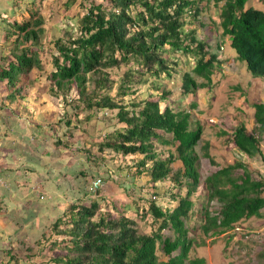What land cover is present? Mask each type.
<instances>
[{
  "label": "trees",
  "instance_id": "16d2710c",
  "mask_svg": "<svg viewBox=\"0 0 264 264\" xmlns=\"http://www.w3.org/2000/svg\"><path fill=\"white\" fill-rule=\"evenodd\" d=\"M201 1L105 0L95 3L94 0H78L79 7L84 11L81 15L73 13L76 15L73 24L60 19L63 17L59 12L62 6L69 9L75 0H63L62 5L52 0L49 11L53 16H49L48 20L40 13L41 5L29 8V18L20 21H9L8 15L2 14L0 30L5 36L6 33L13 34L14 41L8 48L0 43V135L9 137L8 131L17 125L20 109L28 108V105H21L17 97L29 83V72L42 67L48 56L40 57L35 45L41 35H45L46 27L63 22L66 27L64 34L54 41L52 51L47 49L49 56L46 63L50 66L43 65L48 71L45 77L50 78L55 88L49 96L59 106L53 118L56 128H50L57 135L55 138L41 135L46 140L41 142L39 138L37 147L39 151L45 149V157L58 156L60 148L70 150V153L63 156L60 162L53 163L41 157V164L39 158L28 156L26 159L23 154L24 164L19 165L18 171L11 172L15 171L14 161L0 168V183L4 181V185H0V220L5 223L12 217L10 210L15 198L22 200L19 199L21 194L16 192L19 182L14 181L16 173L23 174L31 186L39 187L41 193L49 183H53L56 192L65 195L71 181L81 180L79 184L76 181L81 195L73 198L67 210L56 217L48 229L38 232L39 227L33 226L38 221H33L32 216L30 226L33 229L30 228L32 233L28 234L27 241L19 238L14 241L22 245L30 244L22 254L15 247L0 250H4L1 254L7 258L8 264L19 263L18 254L26 259L27 264L33 263V257L38 258L35 264H204V257L190 256L192 247L201 245L203 241L196 236V230L203 235L210 232L218 234L233 229L244 218L261 216L264 180L253 178L246 163L238 158L231 163L219 164L218 170L203 179L208 201L218 203L217 210L210 212L205 208L203 221L191 224L192 197L202 182L195 166L198 156L194 147L201 139L204 131L202 124L205 123L185 108L171 109L164 105L160 109L167 92H160L159 85L153 80L151 86L154 92H160V96L149 92L143 99L136 97L137 91L145 84V75L156 78L164 73L165 77H171L176 61L164 56V53L178 51L196 58L192 65H188L189 71L181 76L184 95L194 93L198 87L211 89L216 82L213 81L214 70L228 65L226 59H217V45L210 46L207 41L196 39L193 31H184V24L190 21L186 12L196 18L203 10L199 6ZM213 1L214 7L219 9L221 37H228L239 60L245 62L246 84L255 88L254 79L264 80V10L247 5L248 0ZM13 12L14 9H11L9 14ZM66 18L72 19V15ZM12 27L17 34L11 31ZM129 62L144 71H134L133 68L127 71L113 96L104 91L97 92L104 88L108 91L112 89L113 81L109 80L104 68ZM198 78L202 81H197ZM88 82L93 87L88 88ZM240 85L242 87V83ZM235 88L240 89V86ZM128 94L134 99L127 102L125 96ZM189 106L196 107L195 101ZM250 106L254 125L249 131L243 123L236 122L232 145L245 158L264 161L261 145H264V102L254 101ZM35 116L40 120L34 121V125L26 130L28 133L35 130L42 133L49 121L39 113ZM89 135L95 139L88 145L91 140ZM52 138L60 148L48 149ZM26 139L29 140L28 137ZM152 139L167 147L174 146V151L168 149L167 156L161 159ZM15 142L17 144V140ZM209 148V141L204 140L201 145L203 155L216 165ZM135 153L143 154L141 159L132 164L131 160L127 162L125 156ZM71 155L75 159L69 165ZM0 162L4 163V159ZM174 163L177 167L172 173L170 165ZM113 166L116 170L111 171L119 174L120 179L115 178L116 175L112 177L109 168ZM132 167L135 171L129 176L128 169ZM99 168L103 173H98ZM236 172L237 175H233ZM135 173L137 176L142 173L148 176L153 184L165 179L172 182L169 189L164 190L176 201L172 209L163 210L155 201L158 192H152L147 213L157 226L149 234L138 231L135 222L125 215L131 206L126 201V194L120 197L112 194L119 202L112 208L121 211V215L114 217L112 213L102 211L97 214L100 203L95 196L105 198L110 195L108 190L115 189L111 180L122 184L128 179L133 180ZM88 177L91 180L84 189L82 183H86ZM95 180L99 183L94 187ZM174 187L177 190L173 192ZM105 201L108 202L106 198ZM43 220L46 219L43 217ZM18 224L27 225L22 221ZM164 229H170L172 235H163L161 231ZM7 238L9 235L2 230L0 241ZM158 246L167 259L158 257ZM35 247L40 248L34 255Z\"/></svg>",
  "mask_w": 264,
  "mask_h": 264
},
{
  "label": "rangeland",
  "instance_id": "374dc122",
  "mask_svg": "<svg viewBox=\"0 0 264 264\" xmlns=\"http://www.w3.org/2000/svg\"><path fill=\"white\" fill-rule=\"evenodd\" d=\"M33 1L34 2L32 3L29 0H4L5 4L2 12L8 15L7 20L20 21L21 19L29 18V8L34 7L35 5H41L42 9H40V13L46 20L53 16L51 11H49L53 4L52 0ZM94 1L95 3H98L105 0ZM205 1L207 0H202L199 3V6L203 7V10L196 18L191 17L190 14L186 12L188 20L190 21L184 24V31L186 33L193 31L196 39L207 41L210 46L217 45L218 50L216 53L219 54V56L222 54L221 58H225L228 62V65L221 66L222 68H216L214 70L213 81L216 82L213 83L211 89L198 87L194 93L184 95L182 93L183 88L181 76L183 72L189 71L188 65H192L196 58L192 54L184 55L178 51H170L164 53V56L170 57V59L176 61L171 77H165L164 73H162L160 77L156 78H153L152 75H145V84L142 86L143 88H140L141 85L138 84L140 89L137 91L136 95L137 98L143 99L149 94V92L153 93L157 97L160 96L161 91L167 92V96H164L165 98L162 99V102L160 103V109L163 108L164 105H168L171 109H176L177 107L185 108L191 115L195 114V116L205 123L202 124L204 131L201 139L194 147L195 153L198 156V159L195 161V166L200 173V179L202 182L200 187H198V192L192 197L194 206L192 209V217L190 218L191 224H198L203 221V210L205 208L210 212L217 210L218 203L215 201H208V192L206 190V186L202 183L206 176L220 168L218 166L219 164L231 163L235 159L241 158L244 163H246L247 168L251 170L253 178H261L264 180V161H261V159L252 160L245 158L242 154L241 156L237 148L232 145V131L234 130L236 122L243 123L249 131L253 127L254 120L252 118V108L250 105L254 101L264 102V89L261 86V84L264 83H258L259 86L256 88H249V86H247L245 76L240 72L243 70L241 68V64L236 62V60L231 59L232 55L235 56V51L229 45L230 40L228 37H225V39L224 37H221L222 29L219 26V9L218 7H214L215 5L213 0L206 3ZM57 2L61 5L63 4V0H57ZM73 3L70 5L69 9H65L63 6L61 7L59 14L60 16L62 15L63 18L60 19H64V22L73 24L76 19L75 14L78 13L81 15L84 11L82 7H79L80 5L78 4V0L77 2L75 0ZM247 5H253L258 9L264 10V0H248ZM11 9H14V14H9ZM74 12L75 14H73ZM68 15H72V19L66 18ZM1 20L2 18L0 21ZM65 28V23L63 22L55 24L54 27L45 28V35H41L39 43L35 45L36 49H39L40 57H43L44 55L49 56V51H47V49H50L51 51L53 50V46H55L54 41L64 34ZM11 31L14 34L18 33L13 27L11 28ZM221 38L223 40L222 42H219ZM13 41V34L8 35L6 33L5 36V34L3 35V31L0 30V43H4L3 45L5 48L10 47ZM224 43L226 44L224 45ZM220 46H225L222 53H220ZM47 57L45 62L41 64L42 67L33 68L29 72V77L27 78L29 83L26 84L24 90L20 92L17 97V101L21 105H28V108L26 110L20 109V115L16 118L17 125H14L10 129L11 131H8L9 137L5 138L0 135V160L2 158L4 159V163L0 162V168H4L5 164L12 163L14 161L13 163L15 164L13 166L15 167V171L10 170L11 172L18 171L19 165L21 166L24 164V158L22 157L23 154L26 159H28V156L39 158V162L41 164L42 158L45 159L44 161L49 160L51 162H60L63 160V156L70 153V150L60 148V145L56 144L54 138L57 134L55 131L50 129L51 127L56 128V122L53 118L57 115L59 106H56L54 104L55 100L51 99L49 96L53 93L52 91H54L55 88L50 78L48 76L45 77V74L48 71L46 68H43V65L47 67L50 66L49 63H46ZM49 60L50 57L48 58V61ZM169 64L171 65L172 63L170 62ZM131 68H133L134 71L137 69L144 71L132 62L104 68L103 71L107 73L109 80L113 81L112 89L108 91L104 88L97 92L104 91V93H109L113 96L116 93L118 83L121 81L124 74ZM152 80L159 85L160 92H154L153 87L151 86ZM197 81H202V79L198 78ZM240 83H242L243 89ZM87 85L88 88H91L92 86L91 82H88ZM238 85L240 86V89L235 88ZM254 85L256 86L255 81ZM247 97H249V99H247ZM125 99L128 102L133 100L134 96L128 94L125 96ZM193 101H195L196 107L191 108L189 104ZM14 104L16 105V101ZM36 113L43 116L42 118L46 117L45 119L49 121L42 133L37 130L28 133L26 130L34 125V121L40 120L37 116H35ZM83 127H86L84 123ZM45 134L54 137L52 138V142H50L48 149L53 150L54 147L56 149L57 147L60 148L58 156L51 157L52 155H48L45 157V149L43 151H39L37 142L39 138L41 142L46 140L41 137V135ZM26 137H28L29 140H27ZM88 137H91V135ZM94 139V137H91V140L88 141V145L93 142ZM16 140L17 144L15 142ZM152 140L154 142V149L159 152L158 155L161 159L167 156L168 149L174 151V146L167 147L165 144L160 143L155 139ZM204 140H208L210 143L209 152L213 155L216 165L210 163L209 159L203 155L204 151L201 149V145ZM261 145L264 148L263 143ZM119 155V158H121V154ZM142 155L143 154L135 153L131 156L125 157L127 162L131 160L132 164V162H136L141 159ZM69 157L68 164L70 165L74 161L75 156L71 155ZM115 160H117V158ZM147 165L149 164L147 163ZM170 167L171 172L173 173L177 164H171ZM101 169L102 168L97 169L99 174L103 173V170ZM86 170L90 171V169ZM109 170H116V166L109 168ZM134 171V167L128 169L129 176H131V173ZM237 173L238 172L233 175H237ZM16 175L17 177H15L14 181H19L17 183L18 188L16 192L21 194L19 199L22 200H16L15 198V201H13L14 206L10 210L12 217L8 218V216L5 215V218H8L5 223H3V220H0V232L4 230V233L9 235V238L0 241V250L2 248L5 249L6 247H15L22 254L26 246H29L30 244H23V246L22 244H17L14 241L16 238H19L22 241H27L28 234L32 233L30 232V228L33 229V227L30 226L32 224V216L34 217L33 221H38L37 224H33L34 228L36 226L39 227L38 232L44 231L45 228L48 229L51 222L54 221L56 217L61 215L64 210H67L69 204L74 201L73 198L81 195V191H79L80 194L78 193V184L81 180L71 181L65 195H61L56 192V185L53 183H47V189L41 193L39 192V187L34 185L31 186L23 174L16 173ZM112 175V177H115L114 175H116L115 178L120 179L119 174L112 172ZM133 176V180L128 179L122 184H118L116 181L111 180L113 182L111 185L115 189L114 191L108 190L110 195L105 196L108 202L105 201L103 196L102 198L100 195L95 196L93 194L92 196H95V199H97L98 203H100V208L98 209L97 214L101 211L110 212L114 217H117L119 214L121 215V211L114 210L112 208V206L119 204L117 197L112 196V194H118L119 197L121 194H126V201L131 204V206L125 215L135 222V227L138 231L149 234L157 226V224L152 223L150 213H147L150 200L152 199V192H158V196L155 198V201L163 210L172 209L176 204V201H173L168 193L167 195L164 193V190L169 189L172 182L171 180L165 179L153 184L150 180H148V176L143 173L139 176L135 173ZM23 179H26L25 183H22ZM90 180L91 179L88 177L86 179V183H82V187L84 189L87 188ZM108 182H110V180ZM0 185H4V181L0 183ZM176 190L177 189L175 187L172 188L173 192ZM262 195L264 196V187ZM41 196L44 197L41 198ZM113 203L115 204L113 205ZM122 212L125 211L122 210ZM43 217L47 221H42ZM18 221H22L24 223L26 222L27 225H20L18 224ZM1 225H3V227ZM14 233L16 234L14 235ZM161 233L163 235H172L170 229H164ZM211 233L212 232L207 235H203L200 233V230H196V236L200 238V241H203L201 242V245L192 247L190 252L191 257H204V264H264V209L260 217L252 216L250 218H244L235 224L233 229L226 230L218 234ZM8 243H10V245H8ZM41 246L42 243L40 247ZM40 247L33 248L34 255ZM1 253L3 254L4 250L0 251V264H8L6 260L7 258H5ZM156 253L161 259H167V257L160 250L159 246L157 247ZM18 258L19 263L17 264H27L26 259L20 257L19 254ZM31 262H33L32 264L38 263V258H31Z\"/></svg>",
  "mask_w": 264,
  "mask_h": 264
},
{
  "label": "clouds",
  "instance_id": "9594fccd",
  "mask_svg": "<svg viewBox=\"0 0 264 264\" xmlns=\"http://www.w3.org/2000/svg\"><path fill=\"white\" fill-rule=\"evenodd\" d=\"M226 43H224V45H225ZM229 45H230V42H229ZM225 47V46H224ZM224 47L223 46H220V49H221V52L220 53H222V51H224ZM231 47V46H230ZM233 49V48H232ZM225 50H226V48H225ZM234 50V49H233ZM235 51V50H234ZM222 57V54H221V56H219V54H217V59H222V60H224L225 58H221ZM232 60H236V62H239L240 64H241V68L243 69L242 71H240L241 73H243V74H246L247 72H246V66H245V62L244 61H241V60H239V58L237 57V54H236V52H235V56L234 55H232V58H231ZM233 64H234V62H233ZM235 65V64H234ZM245 76V75H244ZM246 79V78H245ZM247 81V80H246ZM254 81L256 82V87L257 86H259V84L258 83H264V80L263 79H254ZM261 86L263 87V89H264V84H261ZM255 87V88H256Z\"/></svg>",
  "mask_w": 264,
  "mask_h": 264
},
{
  "label": "crops",
  "instance_id": "0c3cea01",
  "mask_svg": "<svg viewBox=\"0 0 264 264\" xmlns=\"http://www.w3.org/2000/svg\"><path fill=\"white\" fill-rule=\"evenodd\" d=\"M4 4H5V2H4V0H0V18L2 17V10H3V8H4Z\"/></svg>",
  "mask_w": 264,
  "mask_h": 264
},
{
  "label": "built area",
  "instance_id": "2783aa9c",
  "mask_svg": "<svg viewBox=\"0 0 264 264\" xmlns=\"http://www.w3.org/2000/svg\"><path fill=\"white\" fill-rule=\"evenodd\" d=\"M99 180H95L94 182H93V186L95 187V186H97L98 185V182Z\"/></svg>",
  "mask_w": 264,
  "mask_h": 264
}]
</instances>
